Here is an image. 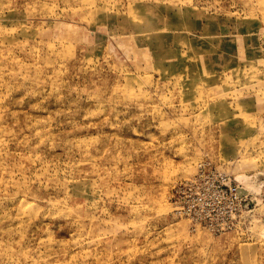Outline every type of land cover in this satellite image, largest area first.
Returning a JSON list of instances; mask_svg holds the SVG:
<instances>
[{"label":"rangeland","instance_id":"rangeland-1","mask_svg":"<svg viewBox=\"0 0 264 264\" xmlns=\"http://www.w3.org/2000/svg\"><path fill=\"white\" fill-rule=\"evenodd\" d=\"M0 264H264V0H0Z\"/></svg>","mask_w":264,"mask_h":264},{"label":"built area","instance_id":"built-area-1","mask_svg":"<svg viewBox=\"0 0 264 264\" xmlns=\"http://www.w3.org/2000/svg\"><path fill=\"white\" fill-rule=\"evenodd\" d=\"M241 190L228 173L203 165L174 188L175 205L179 215L195 224L215 232L228 231L232 215L241 205Z\"/></svg>","mask_w":264,"mask_h":264},{"label":"water","instance_id":"water-1","mask_svg":"<svg viewBox=\"0 0 264 264\" xmlns=\"http://www.w3.org/2000/svg\"><path fill=\"white\" fill-rule=\"evenodd\" d=\"M244 194V190H241V195H243Z\"/></svg>","mask_w":264,"mask_h":264}]
</instances>
